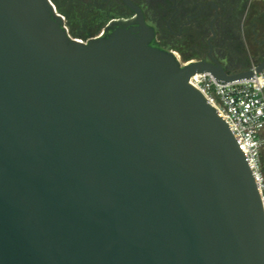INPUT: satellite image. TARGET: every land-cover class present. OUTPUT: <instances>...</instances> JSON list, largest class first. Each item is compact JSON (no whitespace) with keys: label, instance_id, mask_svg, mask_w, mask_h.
<instances>
[{"label":"water","instance_id":"water-1","mask_svg":"<svg viewBox=\"0 0 264 264\" xmlns=\"http://www.w3.org/2000/svg\"><path fill=\"white\" fill-rule=\"evenodd\" d=\"M124 1L78 42L51 0H0V264H264L260 187L189 84L264 62L182 66Z\"/></svg>","mask_w":264,"mask_h":264},{"label":"flooded vegetation","instance_id":"flooded-vegetation-1","mask_svg":"<svg viewBox=\"0 0 264 264\" xmlns=\"http://www.w3.org/2000/svg\"><path fill=\"white\" fill-rule=\"evenodd\" d=\"M130 1L142 11L146 23L154 29L152 47L171 51L173 54L176 52L183 59L188 57L196 61L211 62L213 57L228 74L251 70L257 66L245 69L233 67L236 55H230L226 50V47L236 46L241 42L245 23L243 13L246 14L251 9L254 0ZM77 3L80 6L79 18L83 24L96 23L91 29L92 38L100 25L104 26L101 27L104 28L103 32L108 33L114 21L128 20L135 16V11L124 0H77ZM100 33L101 31L98 34ZM80 36L84 37L83 34ZM169 46L177 51L168 50ZM259 51L257 59L261 55L262 61L257 60L258 65L264 62V50Z\"/></svg>","mask_w":264,"mask_h":264},{"label":"built area","instance_id":"built-area-1","mask_svg":"<svg viewBox=\"0 0 264 264\" xmlns=\"http://www.w3.org/2000/svg\"><path fill=\"white\" fill-rule=\"evenodd\" d=\"M174 55L182 66L190 63H183L176 52ZM254 69L256 66L251 70ZM189 84L202 94L227 123L260 187L264 202V179L261 172V152L264 147V71L256 72L252 79L227 84H220L209 73H195L190 77Z\"/></svg>","mask_w":264,"mask_h":264},{"label":"rangeland","instance_id":"rangeland-1","mask_svg":"<svg viewBox=\"0 0 264 264\" xmlns=\"http://www.w3.org/2000/svg\"><path fill=\"white\" fill-rule=\"evenodd\" d=\"M51 1L54 6H56L58 13L61 15L60 17L62 19L64 18V25L68 28L69 33L73 37L78 39L80 42H86L88 39L92 38V35H90L91 29L95 27L96 23H93L92 25L89 22L85 25L83 24L79 18L80 6L78 5L77 0ZM253 4L254 5H252L251 9L246 14L243 13L245 23L242 31L241 42L236 46L226 47L228 54L233 56L236 55V64L234 63L233 67H237L238 69H245L258 65L257 60L262 59L261 55H259L260 57L257 59V54L260 52L259 50H264V0H254ZM105 16L107 17V15ZM107 21H109V19ZM100 31L102 33L104 28ZM78 34H83L84 37ZM98 35L99 34H94L93 37ZM168 50L177 51L170 46ZM180 59L183 63L196 61L192 58H189L191 60H185L181 55ZM227 64L232 66L230 62Z\"/></svg>","mask_w":264,"mask_h":264},{"label":"trees","instance_id":"trees-1","mask_svg":"<svg viewBox=\"0 0 264 264\" xmlns=\"http://www.w3.org/2000/svg\"><path fill=\"white\" fill-rule=\"evenodd\" d=\"M101 27H103V25H100L99 29H97L94 33L95 34H98L99 31L101 30ZM78 35H80V34H78ZM185 60H190V59L188 57H186ZM261 61H262V59L259 60V62H261ZM261 172H262V176H263V179H264V147H263L262 152H261ZM263 194H264V189H263Z\"/></svg>","mask_w":264,"mask_h":264},{"label":"bare ground","instance_id":"bare-ground-1","mask_svg":"<svg viewBox=\"0 0 264 264\" xmlns=\"http://www.w3.org/2000/svg\"><path fill=\"white\" fill-rule=\"evenodd\" d=\"M55 7V6H54ZM56 9V8H55ZM56 14H58V15H60L59 13H58V11H57V9H56ZM61 16V15H60ZM78 42H80V41H78ZM178 57H179V55H178Z\"/></svg>","mask_w":264,"mask_h":264}]
</instances>
